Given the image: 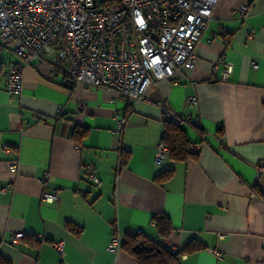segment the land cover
I'll return each instance as SVG.
<instances>
[{
  "label": "crops",
  "instance_id": "obj_1",
  "mask_svg": "<svg viewBox=\"0 0 264 264\" xmlns=\"http://www.w3.org/2000/svg\"><path fill=\"white\" fill-rule=\"evenodd\" d=\"M195 53L194 70L157 82L150 101L134 106L46 64L25 70L12 101L4 86L14 54L0 44V255L9 264H60L59 241L62 264H138L122 247L109 251L114 229L123 244L134 232L172 253L205 247L179 264H264V0H221ZM191 97L197 108L187 106ZM162 105L197 159L155 164ZM115 114L127 120L121 137ZM17 233L26 234L19 245Z\"/></svg>",
  "mask_w": 264,
  "mask_h": 264
},
{
  "label": "built area",
  "instance_id": "obj_2",
  "mask_svg": "<svg viewBox=\"0 0 264 264\" xmlns=\"http://www.w3.org/2000/svg\"><path fill=\"white\" fill-rule=\"evenodd\" d=\"M220 1L0 0V44L14 54L4 89L12 101L21 97L25 70L46 64L64 72L74 84L115 92L129 106L149 102L157 82L174 81L184 69L196 68V48ZM224 43L229 44L227 36ZM230 73L229 66L224 78ZM187 106L197 108V98H189ZM161 109L165 120L175 116L167 106ZM183 117L192 124L190 117ZM114 118V133L121 137L127 120L119 114ZM4 152L11 150L5 148ZM168 157L169 150L161 143L155 164H163ZM92 169L87 166L88 178L98 184ZM259 171H264V164ZM56 199L54 194L43 196L46 203ZM134 234L130 232L128 237ZM25 237L17 233L13 243L19 245ZM37 238L43 241L42 236ZM122 244V236L114 229L109 251L117 252ZM64 246L63 241L53 244L60 264L66 257Z\"/></svg>",
  "mask_w": 264,
  "mask_h": 264
},
{
  "label": "trees",
  "instance_id": "obj_3",
  "mask_svg": "<svg viewBox=\"0 0 264 264\" xmlns=\"http://www.w3.org/2000/svg\"><path fill=\"white\" fill-rule=\"evenodd\" d=\"M162 141L169 150L168 158L170 160L186 162L198 157L197 153L191 151V139L181 126V123L170 121L169 119L164 121ZM126 163L127 161L124 159L122 165H126ZM168 172L173 173V171ZM154 220L160 230L161 236H168L171 233V224L167 217L160 215L156 216ZM122 248L134 256L138 264H179L182 256L205 249L204 246L195 241L182 251L172 253L163 249L159 243L148 240L142 234L137 233L128 237ZM0 264H9V262L0 255Z\"/></svg>",
  "mask_w": 264,
  "mask_h": 264
}]
</instances>
